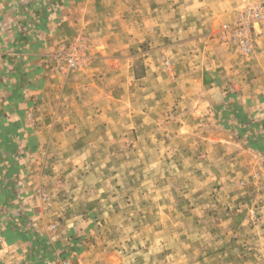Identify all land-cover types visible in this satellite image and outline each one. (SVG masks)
Masks as SVG:
<instances>
[{
	"label": "rangeland",
	"instance_id": "obj_1",
	"mask_svg": "<svg viewBox=\"0 0 264 264\" xmlns=\"http://www.w3.org/2000/svg\"><path fill=\"white\" fill-rule=\"evenodd\" d=\"M256 4L264 9V0L97 2L73 37L85 39L88 59L56 69L71 76L86 114L73 117L83 128L70 139L74 155L56 164L64 187L45 203L58 200L62 216L83 225L65 246L47 244L49 264H264V181L242 189L233 154L212 144L218 124L201 114L198 81L199 64L217 55L253 57L264 22L246 54L222 29Z\"/></svg>",
	"mask_w": 264,
	"mask_h": 264
},
{
	"label": "crops",
	"instance_id": "obj_2",
	"mask_svg": "<svg viewBox=\"0 0 264 264\" xmlns=\"http://www.w3.org/2000/svg\"><path fill=\"white\" fill-rule=\"evenodd\" d=\"M97 2L0 0V264H49L43 243L65 246V234L83 225L77 216H62L58 200L47 207L35 188L54 197L64 187L56 164L71 160L70 139L83 130L73 121L86 114L79 107L81 95L72 89L71 76L62 77L54 68L52 55L78 28L90 25ZM214 37L208 33L203 41L209 45ZM255 40L253 57L246 61L217 55L199 64L201 114H211L218 124L211 128L218 136L212 144L231 151L228 162L242 189L264 181V29ZM224 109L240 112L255 132L234 129L233 114L223 122ZM220 128L230 140L219 137ZM60 217L66 220L62 223ZM55 221L52 232L49 225ZM259 233L264 235V225ZM260 239L264 257V237Z\"/></svg>",
	"mask_w": 264,
	"mask_h": 264
},
{
	"label": "built area",
	"instance_id": "obj_3",
	"mask_svg": "<svg viewBox=\"0 0 264 264\" xmlns=\"http://www.w3.org/2000/svg\"><path fill=\"white\" fill-rule=\"evenodd\" d=\"M264 22V9L261 4L249 6L240 12L232 24H225L223 32L236 44L244 54L253 52V25ZM54 68L63 72L78 69L88 59L87 44L85 39L76 35L69 43L59 45L53 52ZM35 194L42 201H48L49 194L42 187L35 188ZM54 224L50 226L51 229ZM1 240V239H0ZM58 264H70L68 259H62Z\"/></svg>",
	"mask_w": 264,
	"mask_h": 264
},
{
	"label": "trees",
	"instance_id": "obj_4",
	"mask_svg": "<svg viewBox=\"0 0 264 264\" xmlns=\"http://www.w3.org/2000/svg\"><path fill=\"white\" fill-rule=\"evenodd\" d=\"M222 114H223V118H222V121H226V123L228 122L227 120L229 119V117H231V115L233 114V117L236 119V121L237 122H234V125H233V128L234 129H237V131L240 133V131H243V129H246V130H248V132L252 135V132H251V128H252V126H251V123H250V121H248V123L247 122H245V121H247L246 119H245V117L240 113V112H233L232 114H231V111H228V109H224V110H222ZM236 127V128H235ZM237 127H239V128H237ZM238 133V134H239ZM251 144H255V145H260V143H258V142H251ZM258 148V147H257ZM43 246L45 247V248H47V244L46 243H43ZM47 255L48 256H51V253L49 254V253H47Z\"/></svg>",
	"mask_w": 264,
	"mask_h": 264
}]
</instances>
